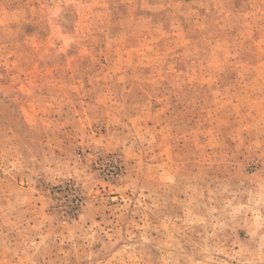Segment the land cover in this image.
Returning <instances> with one entry per match:
<instances>
[{
    "label": "rangeland",
    "instance_id": "1",
    "mask_svg": "<svg viewBox=\"0 0 264 264\" xmlns=\"http://www.w3.org/2000/svg\"><path fill=\"white\" fill-rule=\"evenodd\" d=\"M0 264H264V0H0Z\"/></svg>",
    "mask_w": 264,
    "mask_h": 264
}]
</instances>
